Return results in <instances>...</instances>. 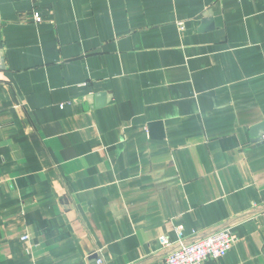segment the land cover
I'll return each instance as SVG.
<instances>
[{"label":"crops","instance_id":"1","mask_svg":"<svg viewBox=\"0 0 264 264\" xmlns=\"http://www.w3.org/2000/svg\"><path fill=\"white\" fill-rule=\"evenodd\" d=\"M223 227L264 264V0H0V264Z\"/></svg>","mask_w":264,"mask_h":264},{"label":"built area","instance_id":"2","mask_svg":"<svg viewBox=\"0 0 264 264\" xmlns=\"http://www.w3.org/2000/svg\"><path fill=\"white\" fill-rule=\"evenodd\" d=\"M35 20L38 21L40 18L36 17ZM235 239L231 227L212 230L190 242L180 240L173 244L163 237L164 247L169 248L164 255L163 264H204L208 260L226 255ZM97 261L101 262V259Z\"/></svg>","mask_w":264,"mask_h":264}]
</instances>
